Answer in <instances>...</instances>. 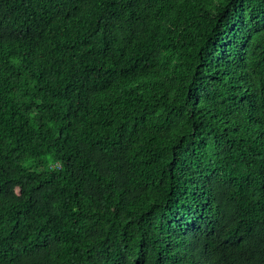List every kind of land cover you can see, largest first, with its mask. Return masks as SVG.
Masks as SVG:
<instances>
[{
	"label": "trees",
	"instance_id": "trees-1",
	"mask_svg": "<svg viewBox=\"0 0 264 264\" xmlns=\"http://www.w3.org/2000/svg\"><path fill=\"white\" fill-rule=\"evenodd\" d=\"M0 264H264V0H0Z\"/></svg>",
	"mask_w": 264,
	"mask_h": 264
}]
</instances>
